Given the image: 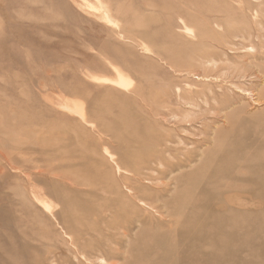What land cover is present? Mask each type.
Here are the masks:
<instances>
[{
	"label": "rangeland",
	"instance_id": "rangeland-1",
	"mask_svg": "<svg viewBox=\"0 0 264 264\" xmlns=\"http://www.w3.org/2000/svg\"><path fill=\"white\" fill-rule=\"evenodd\" d=\"M261 148L264 0H0V264H264Z\"/></svg>",
	"mask_w": 264,
	"mask_h": 264
},
{
	"label": "bare ground",
	"instance_id": "bare-ground-1",
	"mask_svg": "<svg viewBox=\"0 0 264 264\" xmlns=\"http://www.w3.org/2000/svg\"><path fill=\"white\" fill-rule=\"evenodd\" d=\"M176 122H177V121H176ZM223 138L226 140V137H223ZM227 138H228V136H227ZM220 139H221V137H220ZM220 139H219V143L221 142ZM236 141H237V140H236ZM236 141H235V142H236ZM235 142H234V143H235ZM216 143H217V140H216ZM236 143H238V142H236ZM217 144H218V143H217ZM217 144H216V145H217ZM221 144H222V142H221ZM232 144H233V143H232ZM242 144H243V143L241 142V144H240L239 146H241ZM224 145H225V143H224ZM219 146H220V145H219ZM222 146H223V145H222ZM245 146L247 147V144H246ZM243 148H245V147H243ZM243 148H242V149H243ZM217 149H219V148H217ZM249 149H251V148L249 147ZM261 149H263V148H261ZM255 150H257V149H255ZM263 150H264V149H263ZM217 151H218V150H217ZM258 152H259V151H258ZM253 153H254V152H251L252 157H253ZM256 153H257V152H256ZM257 154H258V153H257ZM226 155H227V154H226ZM221 156H222V155H221ZM254 156H256V155H254ZM224 157L226 158V156H224ZM249 157H251V156H248L247 158H249ZM218 159H219V158H218ZM218 159H217V161H218ZM239 159L241 160V157H240ZM243 159H246V158H243ZM218 164H219V163H218ZM249 164H250V163H249ZM249 164H248V165H249ZM164 165H165V164H164ZM251 165H252V164H251ZM255 165H256V164H255ZM257 165H258V164H257ZM262 165H263V164H262ZM165 166H166V165H165ZM248 167H249V166H248ZM253 167H254V166H253ZM253 167H252V168H253ZM261 167L264 168V166H260V167L258 166L259 169H260ZM223 168H224V167H223ZM254 168H255V167H254ZM262 168H261V169H262ZM215 169H216V168H215ZM263 170H264V169H263ZM259 171H260V170H259ZM260 172H261V171H260ZM262 174H263V173H262ZM262 174L260 173L259 175L261 176ZM263 175H264V174H263ZM261 178H263V176H262ZM259 179H260V178L257 177V180H259ZM255 180H256V179H255ZM261 180H262V179H261ZM263 180H264V178H263ZM263 180H262L261 183H263ZM250 182H251V181H250ZM258 182H259V181H258ZM258 182L255 181L256 184H257ZM255 183H254V185H255ZM261 183H260V184H261ZM260 189H261V188H260ZM222 191H224V190H222ZM220 192H221V191H220ZM232 198H233V196H232ZM230 200H231V199H230ZM235 200H237V198L234 199V201H235ZM239 200H241V199H239ZM239 200H237V201H239ZM241 201H242V200H241ZM232 202H233V201H232ZM235 202H236V201H235ZM242 202H243V201H242ZM233 203H234V202H233ZM239 203L241 204V202H238V204H239ZM240 204H239L238 206H240ZM242 204H244V203H242ZM246 204H247V203H246ZM244 206H245V204H244Z\"/></svg>",
	"mask_w": 264,
	"mask_h": 264
}]
</instances>
